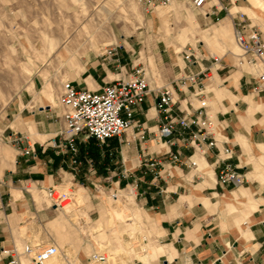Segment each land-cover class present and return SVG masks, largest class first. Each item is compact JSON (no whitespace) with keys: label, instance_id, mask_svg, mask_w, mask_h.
Segmentation results:
<instances>
[{"label":"crops","instance_id":"obj_1","mask_svg":"<svg viewBox=\"0 0 264 264\" xmlns=\"http://www.w3.org/2000/svg\"><path fill=\"white\" fill-rule=\"evenodd\" d=\"M224 3L228 0H215L198 16L200 23L208 25L200 27V37H229L231 18L222 7ZM234 6L239 5L230 6L229 12ZM188 21L194 23V16L190 15ZM256 26L264 39V15ZM146 38L140 33L104 46L100 53L112 46L114 52L104 53V61L96 59L94 65L90 64V73L71 81L76 87L99 88L141 65L148 87L134 107L132 125L120 140L111 137L98 142L79 133L74 152L66 146L50 145L52 139H58L56 132L63 126L62 108L57 102L60 83L52 90L33 78L11 97L3 110L8 117L3 126L7 133H26L34 154L20 153L6 140L0 143V247L19 246L31 238L27 236L30 220L22 219L24 214L39 225L46 223L53 235L45 233L46 238H54L55 229L69 236L61 227L62 217L54 215L56 208L37 196L49 185L70 182L88 190L89 216L98 215L97 196L92 190L134 189L135 202L154 224V243L145 242L150 252L141 257L135 254L138 244L126 240L125 246H132L135 255L127 264H264V177L261 181L253 176L260 172L259 164L264 162V88L254 89L257 67L245 62L229 46H210L199 38L197 43H189L195 58L186 62L182 48L177 52L156 39L151 45V50H159L157 69L161 75L156 77L146 73L138 58L132 57L136 42L144 45ZM97 64L101 72L96 71ZM187 71H197L200 77L209 73L202 82L208 109L220 127L216 146L202 142L195 150L182 142L176 131L170 135L172 141L155 136L167 119L155 106L158 89H170L175 101L171 114L192 110L197 103L187 81L180 76ZM88 76L92 77L91 86L86 81ZM225 146L228 152L222 151ZM168 152H177L179 161L171 160ZM154 154H161L162 165L150 169L145 161ZM226 163L243 174L241 183L217 179L218 171ZM130 194L133 195L132 190ZM105 221L110 223L109 213ZM100 229L103 230L98 227L97 231ZM112 257L117 264L127 262L124 255L110 252L107 264L116 263ZM6 259L0 254V264Z\"/></svg>","mask_w":264,"mask_h":264},{"label":"rangeland","instance_id":"obj_2","mask_svg":"<svg viewBox=\"0 0 264 264\" xmlns=\"http://www.w3.org/2000/svg\"><path fill=\"white\" fill-rule=\"evenodd\" d=\"M213 1L207 0L201 8H194L185 0H170L166 4H158L151 12H144L137 0H0V143L9 134L3 126L8 122L3 110L15 93L24 89L33 78L52 90L62 80L74 82L83 78L90 73V64L94 65L96 59L101 62L105 60L104 53L107 52L104 50V53H100L103 52L102 48L117 44L122 39L135 38L140 33L147 37L142 42L144 45H141V41L136 42L132 57L138 58L146 73L156 77L161 75L157 69L159 50H151L156 39L163 40L177 52L183 44L197 43L196 39L199 38L210 46L223 44L239 53L231 28L229 37L220 40L214 36L200 37V27L208 25L200 23L198 16L203 15ZM233 4L239 6L231 10L245 12L252 23L257 24L262 20L264 0H228V3H224L226 7ZM190 15L194 16L195 24L189 23ZM178 63H181L180 59ZM95 66L96 71L101 72L100 65ZM86 81L91 86L92 77L88 76ZM214 126L215 132H220L219 125L215 123ZM259 166L260 172L253 176L262 181L264 162ZM61 184L70 185L68 188L73 192L74 202L65 210H55L54 215L62 217V229L69 234L61 235L53 229L56 232L54 239L59 246L76 252L80 258L94 250H104L108 257L110 252H114L119 256L124 255L126 264L131 256H135L131 252L133 249L125 246L126 240L144 246L145 251L135 254L150 252L145 242L154 243L151 239L154 224L135 202L130 189H117L118 201L110 197L109 193L113 191L110 188L92 190L97 196L98 215L89 216L88 190L72 186L70 182ZM37 198L48 204L43 191ZM108 213L111 218L109 224L105 221ZM21 218L30 220L31 229L27 236L40 238L45 237V233L52 235L46 223L39 225L26 214ZM98 227L103 230L97 231Z\"/></svg>","mask_w":264,"mask_h":264},{"label":"built area","instance_id":"obj_3","mask_svg":"<svg viewBox=\"0 0 264 264\" xmlns=\"http://www.w3.org/2000/svg\"><path fill=\"white\" fill-rule=\"evenodd\" d=\"M144 12H150L158 4H166L170 0H137ZM191 7L201 8L206 0H185ZM225 12L231 18V31L233 41L239 48V56L247 63L257 67L256 84L254 89L264 88V39L255 23H252L245 12L234 10L229 12V7L222 5ZM114 46L107 48L108 54L114 52ZM191 44L184 45L181 53L186 62L194 60ZM203 77H209V73H203L202 77L197 71H187L181 75L182 81L186 80L191 94L197 98L192 110H184L180 115L171 114V91L163 86L157 90L155 106L164 112L166 120L158 127L155 136L172 141L170 135L176 131L184 143L191 144L192 148L199 150L200 143L207 146H216L218 131L215 132L214 124L217 122L214 114L208 109L205 97ZM148 84L143 74L141 65L133 68V71L120 75L106 82L99 88L76 87L71 80L60 82V90L57 94V102L61 106L63 126L57 130L58 139H52V146H66L71 151L76 150L75 137L85 134L104 142L107 138L115 137L120 140L126 130L132 125L134 107L142 100ZM179 104V102H177ZM188 130V133L184 131ZM142 137L143 130H138ZM7 142L16 147L20 153H32L34 149L28 141L26 133L12 132L8 134ZM24 143V146L19 144ZM223 152H228V147H222ZM173 161H179L177 152H168ZM193 163V161L187 157ZM75 159H72L74 162ZM146 165L153 169L156 164L162 165L161 154H154L146 159ZM244 176L237 172L230 164L226 163L218 171L217 179L221 182L232 181L241 183ZM70 185H68L69 187ZM67 186L53 184L43 189L48 206L64 209L71 207L74 202L73 192ZM130 187V186H129ZM132 188V187H131ZM123 189V188H122ZM133 189V188H132ZM134 191V189H133ZM116 190L109 193L110 197L116 196ZM135 194V192H134ZM0 254L7 259L2 264H104L106 253L104 250H94L78 257L76 252L67 247L58 246L53 237L24 241L19 246L11 244L1 246Z\"/></svg>","mask_w":264,"mask_h":264},{"label":"bare ground","instance_id":"obj_4","mask_svg":"<svg viewBox=\"0 0 264 264\" xmlns=\"http://www.w3.org/2000/svg\"><path fill=\"white\" fill-rule=\"evenodd\" d=\"M130 190H132L133 191V189H130ZM130 192V191H129ZM133 193H134V191H133ZM113 199H114V201H117V199H118V196H117V194H116V196L115 197H113ZM77 202V201H76ZM65 207H69V206H65ZM64 210H65V208H64ZM63 210V211H64ZM131 241V240H130ZM133 241H131V243H132ZM58 245V244H57ZM132 245H133V243H132ZM59 246V245H58ZM129 247H131L132 248V246H129ZM138 250L139 251H145V249H144V247H142L140 244H138ZM105 253H106V260H105V262H104V264H107V263H109L108 261V256H107V252L105 251ZM112 258H114V257H112ZM115 259V258H114ZM115 262H116V259L114 260ZM113 261V262H114ZM55 264H58V262H56ZM115 264H117V262L115 263Z\"/></svg>","mask_w":264,"mask_h":264}]
</instances>
